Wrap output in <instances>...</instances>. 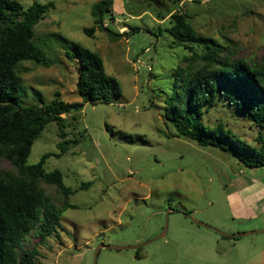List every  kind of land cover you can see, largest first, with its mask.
<instances>
[{
    "label": "rangeland",
    "instance_id": "1",
    "mask_svg": "<svg viewBox=\"0 0 264 264\" xmlns=\"http://www.w3.org/2000/svg\"><path fill=\"white\" fill-rule=\"evenodd\" d=\"M14 1L25 10L33 2L53 3L35 25L33 39L48 66L26 60L17 66L23 71L22 107L46 105L56 93L66 102L79 100L75 45L97 53L121 89L109 104L86 103L75 126L65 129L76 145L49 157L44 169L62 173L72 207L62 212L56 235L38 242L30 234L19 252L35 247L34 264H93L100 244L148 242L140 246L139 258L137 249L101 248L96 264H264V233L222 237L184 215L227 235L264 231V167H247L230 150L202 148L176 136L164 117V101L188 49L168 33V17L163 19L171 10L181 11L199 34L221 43L230 38L238 57L256 63L264 49V0H112L113 20L102 17L106 29L91 14L101 0ZM91 27L89 37L84 29ZM203 122L221 123L256 146L255 124L220 105L205 113ZM58 132L55 123L46 126L32 145L29 165L58 152ZM9 168V161L0 162V169ZM41 186L60 205L58 190Z\"/></svg>",
    "mask_w": 264,
    "mask_h": 264
},
{
    "label": "trees",
    "instance_id": "2",
    "mask_svg": "<svg viewBox=\"0 0 264 264\" xmlns=\"http://www.w3.org/2000/svg\"><path fill=\"white\" fill-rule=\"evenodd\" d=\"M51 8L52 2H33L25 10L14 0H0V162L5 159L10 163L9 169H0V264H34L37 249L20 253L21 244L30 234L38 242L56 235L62 212L72 207L68 201L72 190L63 184L59 170L45 171L46 160L60 157L76 145L77 140L68 138L65 129L75 126L77 114L86 103L96 100L109 104L121 94L119 83L105 72L100 56L75 45L80 65L76 80L79 100L66 102L56 93L46 105H20L19 72L23 71L18 64L26 60L48 66L45 51L33 39L35 25ZM91 14L95 24L106 29L102 17L108 14L113 20L112 0L96 3ZM165 17L170 23L168 33L188 49L174 74V90L164 101V117L176 136L202 148L230 150L247 167H264V49L258 62L249 63L238 57L230 38L225 37L221 43L199 34L185 13L171 10ZM84 32L92 37L94 27ZM218 105L231 111L234 118L255 124L259 130L253 140L256 146L221 123L209 126L203 122L204 114ZM51 122L59 129L58 152L45 153L36 164L29 165L34 141ZM42 183L58 190L60 205L45 193ZM90 184L78 188L86 189ZM140 250L135 251V257H140Z\"/></svg>",
    "mask_w": 264,
    "mask_h": 264
},
{
    "label": "water",
    "instance_id": "3",
    "mask_svg": "<svg viewBox=\"0 0 264 264\" xmlns=\"http://www.w3.org/2000/svg\"><path fill=\"white\" fill-rule=\"evenodd\" d=\"M187 218H189L193 223L201 226V227H204V228H208L210 230H213L215 232H217L220 236L222 237H228V238H238V237H243V236H248V235H252V234H255V233H264V231H250V232H244V233H238V234H232V235H227V234H224L220 231H218L217 229L209 226V225H206V224H203L199 221H197L196 219H194V217L191 215V214H184ZM167 227V220L165 222V228ZM164 232L161 233L158 237H156L155 239H158V238H161L164 236ZM154 239V240H155ZM150 242V241H149ZM148 243V242H147ZM147 243H144L142 245H145ZM142 245H138V246H135V247H116V246H105L103 244H100L97 249L95 250V253H94V258H93V264H96V260H97V255H98V252L101 248H108V249H112V250H125V249H138L140 248V246Z\"/></svg>",
    "mask_w": 264,
    "mask_h": 264
},
{
    "label": "crops",
    "instance_id": "4",
    "mask_svg": "<svg viewBox=\"0 0 264 264\" xmlns=\"http://www.w3.org/2000/svg\"><path fill=\"white\" fill-rule=\"evenodd\" d=\"M241 215H244V213L241 214ZM194 230H195L197 233H200V229H198V228H194Z\"/></svg>",
    "mask_w": 264,
    "mask_h": 264
}]
</instances>
